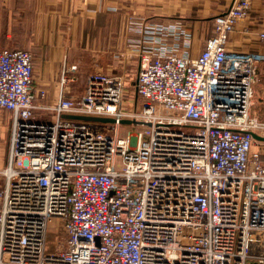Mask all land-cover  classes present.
Returning <instances> with one entry per match:
<instances>
[{
	"label": "built area",
	"instance_id": "built-area-1",
	"mask_svg": "<svg viewBox=\"0 0 264 264\" xmlns=\"http://www.w3.org/2000/svg\"><path fill=\"white\" fill-rule=\"evenodd\" d=\"M251 10L237 0L218 15L196 56L187 23L146 25L133 48L145 123L124 136L121 76L95 72L69 96L64 73L49 102L32 53L0 47V109L14 116L0 264H264V98L253 112L264 53L228 48ZM54 221L64 243L48 251Z\"/></svg>",
	"mask_w": 264,
	"mask_h": 264
},
{
	"label": "crops",
	"instance_id": "crops-1",
	"mask_svg": "<svg viewBox=\"0 0 264 264\" xmlns=\"http://www.w3.org/2000/svg\"><path fill=\"white\" fill-rule=\"evenodd\" d=\"M234 0H0V47L32 52L35 89L48 100L61 93V71L77 68L78 83L66 92L85 90L95 70L110 69L118 53L134 52L139 29L152 22L184 20L194 34L192 54L198 55L213 33L210 20ZM251 16L237 23L228 48L264 53L257 31L264 25V0H252ZM118 59V58H117ZM74 90V91H73ZM11 114L0 109V171L8 158ZM0 174V181L2 179Z\"/></svg>",
	"mask_w": 264,
	"mask_h": 264
},
{
	"label": "rangeland",
	"instance_id": "rangeland-1",
	"mask_svg": "<svg viewBox=\"0 0 264 264\" xmlns=\"http://www.w3.org/2000/svg\"><path fill=\"white\" fill-rule=\"evenodd\" d=\"M235 3H237V0H234L232 5L224 12H227ZM252 7H253V1H252ZM215 18L210 20V23L212 24V28H213V24H214ZM176 20H181V19H176ZM181 21H183L186 24V22L184 20H181ZM236 25H237V23H236ZM145 27L146 26H143V27H141L139 29V32L142 35H144L143 29ZM235 29H236V27H235ZM212 35H213V33L210 36H212ZM210 36H208L207 38H209ZM207 38L202 43V47L201 48H203ZM193 42H194V40H193ZM132 43L135 44V46H131V48H137V47H140L142 45L141 43H138V42H135V41H133ZM7 49H9V48H7ZM15 49H18V48H15ZM115 58H116V60H118L120 62L113 63L114 65L110 69H102V70L92 71L89 74V76L91 74L95 73V72H98V71H103V72H107V73H114V74H118L119 76H121V78L123 80V85H124V89H123L124 90V92H123V108L125 109V111L128 114V116L125 119L142 121L140 113L143 111L144 105H143L142 99L140 98V96L138 95V93L136 91V82H137V77H138V73H139V69H140L139 57L136 55L135 52H129V53L123 52V53H118L115 56ZM33 60H34V57H33ZM33 64H34V61H33ZM74 67L75 66H71L70 68H66L65 67V69H63V71H61L60 77H59L60 88H61V81H62V77H63L64 73L67 76L74 78V81H70L69 83L65 84L64 88H62V91L64 92V94L65 95H69V96L82 95V94H84L86 92V89H87L88 81H85V85H86L84 87L85 90H83L81 93L74 94V93L66 92V90H68L70 87L76 86L77 83H78V77L76 75L77 68L76 67L74 68ZM34 69H35V65H34ZM34 84H35V80H34ZM255 85H256L255 86L256 94H255V106L253 108V112L255 114H261V109L263 107V104L261 102L263 101V98H264V63H261L259 65V68H258V81H257V83ZM45 94H46V99H47L46 91H45ZM57 99H55V100H48L47 99V100L49 102L52 101V102L55 103V101ZM39 100H41V102L43 104L49 105L46 101H44V98L43 99L40 98ZM4 110H7V109H4ZM7 111L11 114V116L13 118L14 116H13L12 112L9 111V110H7ZM162 111L164 113L167 112L166 110H162ZM66 115L67 114H64L63 117H67ZM69 115H82V114H69ZM37 116L39 118H41V119H43V118L50 119V117H53L54 114H53V111L49 110V113L48 112H46V113H38ZM88 116H91V115H88ZM133 116H136L137 118H135ZM95 117H97V116H95ZM13 119H12V121H13ZM93 121H95V120H93ZM100 122H102V121H100ZM107 122H113V121H107ZM142 124L143 123L123 124V123L120 122V126L118 128V134L120 136H124L127 133H129V132L134 133L139 128L142 127ZM12 128H13V123H11V128H10L7 162H6V165L4 166V168L1 169V171H0V174L3 177L1 179V181H0V189L5 186V180L6 179H5V175H4V169H6V167L9 165V161H10ZM57 225L58 224H56V221H54V223L52 225H50V229H49V232H48V235H47V250L48 251H51V250H53L55 248V246H54V241L55 240H56L57 244L59 243V244L63 245V243H64V233H63L62 229H59L58 232H56ZM59 225H60V223H59Z\"/></svg>",
	"mask_w": 264,
	"mask_h": 264
},
{
	"label": "water",
	"instance_id": "water-1",
	"mask_svg": "<svg viewBox=\"0 0 264 264\" xmlns=\"http://www.w3.org/2000/svg\"><path fill=\"white\" fill-rule=\"evenodd\" d=\"M67 117H72V118H80V119H85V120H95V121H102V122H107V121H115L113 118H107V117H95V116H88V115H66ZM123 124H130V123H145L143 121H137V120H130V119H123L120 121ZM255 138L260 139V136L254 133Z\"/></svg>",
	"mask_w": 264,
	"mask_h": 264
}]
</instances>
